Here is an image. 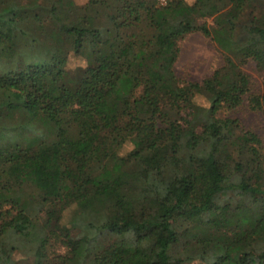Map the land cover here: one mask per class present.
I'll return each instance as SVG.
<instances>
[{
  "label": "trees",
  "instance_id": "trees-1",
  "mask_svg": "<svg viewBox=\"0 0 264 264\" xmlns=\"http://www.w3.org/2000/svg\"><path fill=\"white\" fill-rule=\"evenodd\" d=\"M193 31L225 57L201 82L157 39ZM245 101L264 110V0H0V264H264V137L226 115Z\"/></svg>",
  "mask_w": 264,
  "mask_h": 264
},
{
  "label": "rangeland",
  "instance_id": "rangeland-1",
  "mask_svg": "<svg viewBox=\"0 0 264 264\" xmlns=\"http://www.w3.org/2000/svg\"><path fill=\"white\" fill-rule=\"evenodd\" d=\"M79 5H83L87 0H75ZM188 2H193L195 0H187ZM57 21L62 23L64 26H69L72 24V20L67 19L66 14H57ZM202 19L196 17H191L188 19V26H194L200 22ZM212 23L209 20V24ZM157 39L160 43L166 45L178 44L180 48V53L178 60L175 63V70L177 75L181 79H189L192 81L201 82L205 78L211 76L213 72L224 64L225 57L223 51L219 48L217 43L210 37L204 36L199 31L190 32L185 38L175 41L167 37L164 34L158 33ZM89 59H91L87 54H73L71 53L68 61V67L70 69L85 68L89 64ZM117 56L113 58L105 59L98 68V74L103 76L106 72L117 63ZM243 70L248 72L254 81V90H262L263 88V71L258 68V66L252 62L247 61L241 64ZM197 101L199 103L206 104L202 98L198 97ZM228 117L235 118L239 121L240 127L232 126L231 132L234 134L236 140L244 139V132L247 130H252L256 132L261 137H264V110L252 109L248 105V101H245L240 107L226 113ZM243 130V131H242ZM148 135V129L143 128L139 133L141 139ZM59 174V164L57 162H43L39 166L38 170V182L43 192L47 195H52L56 192L57 182ZM30 192V191H29ZM28 192V193H29ZM37 201L35 202V204ZM34 204V205H35ZM28 214H19L16 217V227L18 229H24L27 227L29 222ZM13 241L17 239L16 235H13ZM182 247V246H181ZM14 259L19 264H31L32 257L29 253L23 250L15 252L13 255ZM185 264H204L201 261H192Z\"/></svg>",
  "mask_w": 264,
  "mask_h": 264
}]
</instances>
